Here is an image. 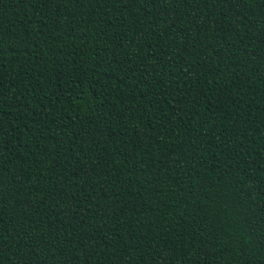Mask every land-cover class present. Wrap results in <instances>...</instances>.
Returning a JSON list of instances; mask_svg holds the SVG:
<instances>
[{
  "label": "trees",
  "instance_id": "16d2710c",
  "mask_svg": "<svg viewBox=\"0 0 264 264\" xmlns=\"http://www.w3.org/2000/svg\"><path fill=\"white\" fill-rule=\"evenodd\" d=\"M0 264H264V0H0Z\"/></svg>",
  "mask_w": 264,
  "mask_h": 264
}]
</instances>
